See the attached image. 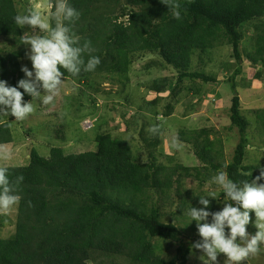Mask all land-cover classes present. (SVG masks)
<instances>
[{
  "label": "trees",
  "instance_id": "trees-1",
  "mask_svg": "<svg viewBox=\"0 0 264 264\" xmlns=\"http://www.w3.org/2000/svg\"><path fill=\"white\" fill-rule=\"evenodd\" d=\"M69 3L83 21L81 24L79 18L75 20L78 28L74 29L72 23V31L82 35L81 43L91 41V54L100 58V64L94 71H81L77 76L65 72L64 77L87 84L89 79L97 82L103 76L122 78L137 58L147 53L158 55L160 60L150 59V66L172 67L179 73L172 90L173 100L185 91L187 79L195 86L189 91L196 94L206 84L222 83L229 87L230 128L237 129L239 141L226 163L221 140L209 138L213 130L181 132V137L185 135L183 139L196 141L199 150L195 155L204 163L200 168L158 164L154 151L149 153L150 162L141 163L128 140L108 132H98L94 137L95 149L81 153L66 154L61 147H52L50 155L43 156L32 148L27 164L4 166L20 199L15 232L0 237V264H88L94 260L96 251L104 257L101 264L105 261L115 264L118 256H126L132 264H187L194 251L193 242H185L180 226L163 221L160 206L155 203L148 206L147 197L145 200L143 197L150 188L163 192L170 189L178 170H183L186 177L195 171V177L202 175L203 183L218 172L237 182L257 177L255 166L245 161L253 123L264 138V108L253 112L254 122L242 114L237 79L244 73L245 60L252 67H264V0H173L172 10L161 0H69ZM173 11L180 12L179 20L174 18ZM17 14L15 0H0V37L14 44L10 50L0 49V79L10 86L24 78L21 59L26 54L24 44L20 43L23 30L14 23ZM243 26L253 31L245 47L241 46ZM225 42L232 45L237 61L227 79L193 70L196 52L202 57ZM256 75L261 76V72ZM170 83V78L163 77L154 81L152 89L160 94ZM100 90L94 88L95 92ZM84 93L90 102H95V94ZM24 99L32 101L28 95ZM161 100L157 96L149 105ZM174 109L172 102L167 103L161 116H171ZM0 116L11 117L4 113ZM155 126L158 128V123ZM55 133L62 131L57 129ZM141 136L146 143L149 141L150 147L158 144V136L153 139L146 136L145 126L141 128ZM11 140L9 123L0 124V145ZM20 176L22 181H18ZM181 179L182 173L177 181ZM210 200L209 208L217 201ZM189 206L188 201L181 199L178 214ZM252 217L254 220V213ZM157 238L179 243L169 260L157 254L154 243Z\"/></svg>",
  "mask_w": 264,
  "mask_h": 264
},
{
  "label": "rangeland",
  "instance_id": "rangeland-1",
  "mask_svg": "<svg viewBox=\"0 0 264 264\" xmlns=\"http://www.w3.org/2000/svg\"><path fill=\"white\" fill-rule=\"evenodd\" d=\"M15 2L19 14H25L38 6L42 13L50 15L54 11L56 0H15ZM79 21L83 24L80 18ZM49 22L54 23L51 20ZM73 28H78L75 22H73ZM22 30L23 35H31V32L35 34L39 31L38 29L30 30L27 27ZM242 31H245V34L241 46L245 47L251 41L253 31L245 26L242 27ZM76 35L82 37L81 34ZM13 45L12 41L0 37V49L7 51L12 49ZM15 46L20 47V45ZM23 47L26 53L28 46L23 45ZM158 57V55L147 53L137 58L129 73L122 78L109 79L103 76L106 79H100L97 82L89 79L90 84H87V81L78 82V80L63 77L59 94L52 104L43 105L39 99L32 100L34 111L23 121H17L12 116L10 119L0 116V124L9 123L12 139L0 145V153L5 151L11 153V159H0V167L27 164L32 148L37 149L43 156H49L52 147H61L66 154L93 150L96 147L94 143L96 134L108 132L114 137L128 140L141 163L150 162L149 153L154 151L158 164L162 163L173 168L176 165L200 168L204 166V163L195 155V152L199 150L195 146L196 141L183 139L185 135L181 137L180 133L189 131L198 133L205 128L214 131L209 135L210 140H221L224 160L226 163L229 162L239 141L237 129L230 128L229 107L232 94L229 87L222 83L206 84L203 85L201 93L196 94L189 91L193 87L195 89V86L190 79H187L183 85L185 91L173 100L172 90L177 83L179 73L172 67L150 66L149 60H157ZM21 63V67L27 65L31 68L32 66L27 56L21 59ZM192 67L195 71L227 79L237 67L232 45L228 42L219 43L202 57L196 52ZM245 67L244 73L237 79L242 114L253 118L252 122H254L253 112L264 108V67L261 65L252 67L247 60H245ZM258 71L261 72V76L256 75ZM163 77L170 78L171 83L165 92L158 94L152 89V84ZM95 87L101 88L100 92H95ZM85 91L95 94L93 95L96 97L94 103L90 102ZM157 96H161L162 100L156 105H149ZM169 102L175 106L174 113L169 117L161 116V110H165ZM127 123L129 127L126 126ZM157 123L160 132L152 134L148 129L152 127L151 124ZM143 126H145L147 137L153 139L154 136H158L156 146L150 147L149 141L146 143L143 140L141 136ZM57 129H60L62 133L56 134ZM249 132L250 145L247 148L245 164L255 166L254 174L258 176L261 169H264V138L254 123ZM218 146L216 144V148ZM180 173H182V179L177 181ZM195 173L191 171L190 177H186L183 170H178L170 189L163 192L150 188L147 196L143 197L144 200L147 197L148 206L153 203L160 206L163 221L180 226L184 241L193 243L199 241L200 236L196 222L191 221L187 213L192 206L203 207L199 203V195L206 196L211 191L217 193L218 197L215 199L218 202L216 201L209 208L212 211L221 210L227 203L224 200V193L212 184L211 179L203 183L200 180L202 175L200 178L195 177ZM259 182L264 183V180ZM181 199L188 201L190 206L182 208V212L178 214ZM18 205L19 202L7 214H0V237H9L15 232ZM248 231L254 234L257 229L250 224ZM154 243L157 254L165 260L172 258L179 245L178 242L159 238L155 239ZM100 253L96 251L93 259L97 261L91 260L88 264H101L100 261L104 257ZM200 256V251L194 250L187 264H203ZM224 261V254H220L218 264H224ZM114 262L115 264H132L126 256H118ZM108 263L105 261L104 264ZM244 264H264V250L248 258Z\"/></svg>",
  "mask_w": 264,
  "mask_h": 264
},
{
  "label": "clouds",
  "instance_id": "clouds-1",
  "mask_svg": "<svg viewBox=\"0 0 264 264\" xmlns=\"http://www.w3.org/2000/svg\"><path fill=\"white\" fill-rule=\"evenodd\" d=\"M161 2L168 6V10L175 7L173 0ZM173 16L179 20L181 14L173 11ZM78 18L79 12L69 0H56L50 15L42 13L37 6L14 17L17 27L39 31L22 35L20 39V43L28 46L25 54L32 65L31 68L27 65L21 67L24 78L14 86L0 79V113L23 121L34 111L32 102L25 101V95L31 96L32 100L39 99L43 105L52 104L59 94L65 72L77 76L81 71L96 69L100 58L91 54V41L81 43V38L72 31L71 25ZM148 131L156 134L158 128L154 125ZM0 159H11V153H0ZM22 180L20 176L18 181ZM261 180H264V169L255 179L242 182L218 172L211 182L224 193L227 203L221 210L211 211L209 197H218L215 191H211L206 196L199 195V203L203 207L188 210L187 214L191 221L196 222L200 236L192 247L200 251L203 264H218L220 254L225 256L224 264H244L261 251V246H264V183H260ZM19 199L8 168L0 167V214H7ZM250 224L257 229L254 234L248 231Z\"/></svg>",
  "mask_w": 264,
  "mask_h": 264
}]
</instances>
